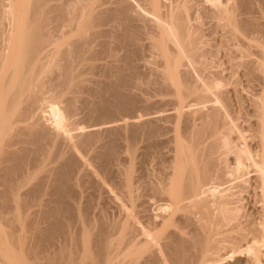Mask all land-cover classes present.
<instances>
[{"label":"bare ground","instance_id":"6f19581e","mask_svg":"<svg viewBox=\"0 0 264 264\" xmlns=\"http://www.w3.org/2000/svg\"><path fill=\"white\" fill-rule=\"evenodd\" d=\"M200 1L0 0V238L6 240L5 245L10 243L7 250L0 246V263L31 264L26 260L29 257L35 264H264V0H205L211 4L204 6L211 20L206 29L200 26L205 13L192 11ZM194 20L201 24L194 25ZM115 39L131 47L143 39L149 41L154 57L160 59L155 58L159 61L156 67L162 66L154 79L163 84L158 93L177 97L179 110L189 109L194 124L182 127L185 130L176 140L172 170L162 178L136 179L135 170L126 169L120 191L115 190L119 192L116 219L113 215L110 222L104 217L88 219L85 209L90 213L92 207L88 206L93 205H86L88 209L82 206L85 216L78 200V212L83 215L79 218L76 213L75 217L82 219L77 224L83 223V231L79 226L74 235L70 232L73 221L76 225L74 214L67 220L73 227L64 226L66 219L64 223L51 222L55 217L46 216L51 228H45V235L37 229L43 238H37L35 232L40 245L30 237L33 224H27L31 232L24 226L30 232L25 239L34 242L28 243L30 238L22 239L24 235L14 227L18 221L27 223L25 212L36 205L34 200L42 191L41 182L24 190L29 176L46 168L49 173L45 178L53 176L59 198L74 183L69 178L79 161L77 155L62 158L60 150H55V138H74L76 134L57 98L46 97L50 93L46 94V86H50L46 84L53 76L49 81V75H43L60 66L63 77L57 72L58 84L70 88L77 83L73 82L75 62L95 54L91 52L96 45H102L98 51L104 46V56L111 58L108 47ZM220 48H225V53L227 49L224 56L228 59L218 64ZM120 74L110 90L124 99L122 88L130 85L133 74ZM131 100L124 101L123 109L133 105ZM75 146L74 142L72 147L78 152ZM54 162L59 164L58 170L48 168ZM58 198L54 197L57 204ZM10 213L14 217L8 219ZM7 226L11 232L4 229ZM81 231L84 242L80 245ZM58 233L62 240L53 245ZM18 239L32 246L22 250V245L15 243Z\"/></svg>","mask_w":264,"mask_h":264},{"label":"rangeland","instance_id":"374dc122","mask_svg":"<svg viewBox=\"0 0 264 264\" xmlns=\"http://www.w3.org/2000/svg\"><path fill=\"white\" fill-rule=\"evenodd\" d=\"M203 1H205V0H203ZM200 2H201V4H199V5L202 6V7H200L199 5L196 4L197 6L195 5V7L197 8L199 6V8L196 9L194 7L192 9V11L194 12L196 10L194 12V14L196 12L198 14V11H199L198 9H200V11L202 13L201 15H203L205 13L206 14V18H204L205 14L201 18L203 25H200L201 22H200V24H198L199 22L195 21V20L192 21V22L194 23V25L198 24V26L200 25L202 28L204 27L203 29H206V27H208V25L210 26V24H211V23L209 24V22H211V20H210V18L207 15V12H208L207 10L208 9H206V8L208 6L211 7L210 6L211 4L210 3L208 4V2H206V1L203 4L202 0ZM204 6H206V8ZM204 9H206V11ZM197 14L195 16H197ZM203 21L205 23H203ZM146 23H148V22L146 21ZM206 23H208V24H206ZM108 37L109 36H107L105 38L107 39ZM105 38H102V39H105ZM108 40H109V38H108ZM138 43H140V44H138ZM138 43H135V44L132 43V47H133L132 48L131 46H129L130 43L128 44V43H126V41L124 42L122 40L115 39V42H112V47H108L109 48L108 50L109 51L111 50V52H109L107 50V52L110 53V54L107 53V55L109 54L108 56H111V58L110 57L106 58V56H104V54H105V53H103V49L105 48L104 46H103L102 49H100V51H98V48H101L102 45H100L101 46L100 47L99 45H96L97 43H93V45H96L97 49L92 47L94 49L93 52H91V51H89V52H91V54L95 53V52L96 53L93 54V55L89 54L88 57L90 56L89 58L91 59L92 56H93L92 59H94V57L96 56L97 58L95 57L94 60H90L88 57H86V59L88 58L89 60H86V59L85 60H81V61L78 62V64H77V62H75V64L77 66L74 64L75 65V69H73L72 71L74 72L73 73L74 74V79L75 78L76 79L75 80L73 79V82L76 81L77 83H74L73 84L74 86L72 85L71 87L72 88L75 87V89H77V90L73 89L74 91L73 90L71 91V89H72L71 87L70 88L66 87V86L60 87V84H58V82L60 83V81L58 80V78H56V74L58 75V73L61 71L59 69L60 66H58V69H56L57 67H55V70H56V71L54 70L55 72L52 71L53 70L52 69L51 70L52 73H50L49 72L50 69H49L48 72L50 74L49 73L47 74V72H46L43 75V77L47 75V78H48V75H49V78L46 79V80L50 81V80L54 79L50 83L47 81L48 84H46V85H50V86H48L50 89L46 86V88H47L46 89V94H48L49 91H50V93L46 97L49 98V96L51 95L50 98H54V97L57 98L56 101L58 102V104L61 103L59 105L64 107L63 109H64L65 112H68L67 113L68 114L67 117L69 118L68 122H69L70 126L73 127L72 129H73V131L76 134V136L74 135L75 137L73 136L74 138H71V137L70 138H66V139H64L63 137L55 138V140H56L55 141V145L57 146V147L55 146V148H56L55 150H57V151L60 150L59 153L61 152L62 154L61 153L60 154L64 156V157L61 156L62 158H65L66 156L69 157V156H72V155L73 156L77 155V157H78L77 160H79V161L75 162L76 165H77V168L74 165L73 167H75V168L72 167L74 169V171L71 170V174H73V176H70L72 178H69V179H71L72 183L73 182L74 183L72 184L73 185L72 186L71 185V181L69 180L70 184H68V185H71V187L68 186V188L70 190L68 191L69 193L68 192L67 193L70 194V195H68L66 193L65 194L66 196L65 195L64 196H60L59 197L60 199L58 198L59 194H57L55 192V189H54L55 188L54 187L55 184L53 185V183H52L54 180L51 181V179H53L52 178L53 176L51 177V175H49L51 177L50 179H48L49 178L48 176L45 178V175H48V173H49V172H47V174H46V171H47L46 168L44 169L45 171H42V172L38 171V170H36V171L33 170L35 172H38V173L41 172V173H39V174L36 173L37 175H35V177L31 174L32 177L29 176L30 179L28 178L27 185L25 186L24 190H28V189H30V188H32L34 186H38L39 185L38 183L41 182L40 183L41 186H42L41 190L43 191V193H42V191L38 192V194L41 192L40 193L41 197L38 196L37 193H36V195L38 196V198L36 197L35 200H34L36 202V205L35 206L33 205L28 211L25 212V213H27L29 215V217H27V219H26L27 223H25L26 221L24 220V221H21V222L18 221L19 223H22V224H19L15 220V222H16L15 224L18 227H21L22 225H23V227L25 225L27 227V224L28 225L29 224H31V225L33 224L32 227L29 226L32 230L34 229V232L31 233L30 237L31 238L33 237L32 238L33 240L36 239L35 242H37L38 244L40 242V239H39V242H38L37 238L40 237V235H42V234L45 235L44 232L47 231V229H45V228H49V229L51 228V227H49L50 225L49 226L47 225V223L49 224L51 222H56V221L57 222L61 221L60 223H64L66 221V224L65 225L63 224L64 226H66L67 223L70 222V221L67 222V220H70L71 217L73 218V216L75 217V215H77V214H79L80 217L79 216L78 217L81 218V216L83 214L81 213L82 214L81 215L80 211L83 212V209H85V208L88 209V207L89 208L92 207L91 209H89V210H92V211H90V213H88L87 212L88 210L85 209V211H86L85 213L87 214V218L90 216V218H88V219H92V218L96 219V218H98L100 220L101 217L102 218L104 217V219L107 220L108 222L113 221L114 220L113 217H115V219H116V217H117V212H116L117 211V203L116 202H117L118 199L116 200L115 197H116V195L119 194V192L117 193L116 191L121 189V183L124 182L123 179H125L124 177L126 176L125 174H126V169L127 168L130 167L133 170H135L133 172H134V176L136 175L135 176L136 179L145 177V178H151V179L158 180L159 178H162L167 173V171L170 172L171 167H173V161H174L173 158H175V152L174 151H175L177 137H178L180 131H182L186 126L191 125V123L193 122L192 121L193 114H192V116L189 115V113H190L189 109H184V110H181V111L179 110L181 107L178 108L180 106V102H179L177 97L175 98L174 96H171V95H167V96L164 95L163 96L162 94L160 95V93H158L157 89L160 87L161 83H159V84L156 83L154 79L157 78L158 71L160 72L162 70V68H161L162 66L156 67L157 64L155 63V62L158 61L156 59H159V56H158V58H156V56L154 57L155 52L151 51V48L149 47V41L147 39H143L141 41H138ZM120 44H122L121 47H120ZM224 49L225 48H220L219 52H221V51L222 52L224 51V52L223 53L222 52L219 53L222 58L218 55V59L221 58L222 60L220 61V60L216 59V60H218V62H217L218 64H219V62L220 63L221 62H225V60L228 59V58H226L228 56H224V55H227L228 51L226 49V53H225ZM97 51H98L99 54L97 53ZM133 51H135V52H133ZM101 52H102V54H101ZM100 54L103 55V56H100ZM112 55H114V56H112ZM127 58H129V59H127ZM130 59H131V63L132 64L126 62L127 60H128V62H130ZM159 61H160V59H159ZM87 62H89V63H87ZM130 66H132L133 69ZM157 68H161V69H157ZM78 71H80L81 73L78 72ZM110 71H111V73H110ZM115 71L117 73H113ZM129 71L131 73H129ZM77 72L79 73V75H78ZM120 72L123 74V76H124V74H125V76L126 75L130 76V74L131 75L133 74L132 76H130V79H131L130 80L131 81L130 85L125 86V88H122V89H124V91H122V94L124 95L126 93L125 94L126 98H124V99H121L119 96H114L115 94L114 95L112 94L113 87H114L112 85L115 84L116 82H114V81H116V79H118L119 76H121ZM134 72H136V74H134ZM138 72H139V74H138ZM112 73L115 76L117 75L118 77H113L114 75H112ZM136 75H138L137 80L135 78ZM51 76H53V77H51ZM75 76H77V77H75ZM50 77L52 79H50ZM60 77H63V76L61 75ZM99 79H100V81H99ZM60 80H61V78H60ZM153 81H154V84H153ZM53 83H55V85L58 84L59 86L58 85L55 86V85H53ZM132 84L133 85L136 84L137 86L134 85V87H133ZM161 86H163V84H161ZM84 90H85V92H84ZM125 95H124V97H125ZM112 96H113V98H112ZM85 97H86V99H85ZM128 98H130V100L132 99L131 100V102H132L131 104H133V105H130V104H129L130 106L127 105V107L128 106L129 107L128 108L124 107V109H125V111H124L122 105H123L124 101H125V103H129L128 102L129 100L126 102V99H128ZM124 105H126V104H124ZM176 107H177V109H176ZM90 115H91V118H90ZM122 115H124V116H122ZM139 116L140 117L142 116V117L140 118ZM83 118H84V120H83ZM197 123H199V121H197ZM193 124L194 123H192V125ZM82 126L83 127L85 126V129ZM77 127H79V130L81 128H83L84 130L81 129L80 131H78ZM182 127H184V128H182ZM73 131H72V134H74ZM86 134H88V135L85 136ZM80 136H82V137H80ZM61 139H63V140H61ZM70 139H72V140H70ZM74 142H75V145L78 146V147L75 146V147H77L78 152H75L73 147H72V145H74ZM58 143H59V145H58ZM83 144H85V145H83ZM127 144H129V145H127ZM99 145H101L102 147L99 146ZM129 148H130L131 151L129 150ZM62 150L64 152H62ZM112 150H113V152H112ZM73 151L75 153H73ZM130 152H132V153H130ZM76 153H78V154H76ZM145 153H146V155L147 154L148 155L146 156ZM61 157H60V160L58 159L59 162L62 161ZM69 158H67V159H69ZM74 158L76 159V157H74ZM153 158H156V159H153ZM101 160H103V161H101ZM51 166H52V168H50V166L48 167L50 170H52V169L54 170V168H56V166L58 168L60 167L58 163H55V164L51 163ZM49 169H48V171H49ZM56 170H58V169L56 168ZM99 173H100V175H99ZM81 174H83V175H81ZM122 174H123V176H122ZM39 175H41V176L38 177ZM45 179H46V182H45ZM47 181L48 182L50 181V182L48 183ZM43 182H45V184ZM122 185H123V183H122ZM115 187H116V189H115ZM52 189L54 191H52ZM50 190H51V192H49ZM50 193H51V195H49ZM53 195H55V196H53ZM51 196L53 198H51ZM70 196L73 197V198H71ZM48 197L50 199H48ZM54 197H55L56 200L58 198V204H57V201L54 199ZM75 197H77L76 198L77 200H74ZM62 198H64V199L62 200ZM41 200H42V203H41ZM46 200H47V202H46ZM78 200H79V202H80L79 204L81 206L80 209H82V210H80L78 208L79 204L76 203V201H78ZM115 200H116V202H115ZM39 202H40V204H39ZM61 202H62V204H61ZM46 203H48V204H46ZM90 204L93 205V206H88V207L86 206V205H90ZM55 206H56V208H55ZM82 206L83 207L85 206V208H82ZM35 207H36V209H35ZM154 208H155V205H154V207L152 206L151 209L154 210ZM53 209L55 211L56 210L57 211L55 212ZM62 210L65 211L64 214H63ZM78 210H80V211L78 212ZM51 212H52V214H49ZM53 212H54V215H55V213H57V214L55 216H53ZM45 213H47V214L45 215ZM85 213H84V215H85ZM27 214H26V216H27ZM43 215H45V216H43ZM112 215H113V217H112ZM8 216L10 218H12L11 216H13V215H11V213L9 215H6V217L9 219ZM46 216L47 217H51L52 220H53L54 217H55V219L50 222V220H48V218ZM69 216H71V217H69ZM43 217H44V219H43ZM62 217H64V219ZM78 217H77V220L81 221L82 219H79ZM74 219L76 220V217ZM111 219H113V220H111ZM45 220L47 221V223L45 222ZM77 220H76V225H75L74 221L73 222L71 221L72 225H74V227L71 226V223H69L67 225V226L70 225V227H73L74 230L72 228L70 229L68 227L71 230L70 231L71 233L75 232V227H76V229L78 227V229H77L78 231H79V228H80L79 226H81V230L82 231L84 229V228H82V226H83V223H81L82 221L80 222L82 225H80L79 223L77 224V222H78ZM105 220H103V221L105 222ZM30 221H32L33 223H28ZM108 222H107V225H109ZM10 224H12V221H11ZM10 224H8V225H10ZM14 225H13V227H14ZM17 226L14 227V228H16V231L20 235L21 234L24 235L23 236L24 238H23L22 236H19L18 234H16V235L19 236V238L22 237V239H25L27 236H29V234L31 232L29 227H27V230H30V232L28 233L27 230H26V227H24V229H22V227L18 228ZM33 226L37 227V228L35 229V228H33ZM4 229H7L8 230L7 232H9V231L11 232V228L10 227L4 228ZM37 229H38V231L40 230L39 231V233L41 232L40 235H39V233L36 232ZM69 229H68V231H69ZM19 230L21 231V233H20ZM22 230H24V231L22 232ZM25 230H26V232H25ZM61 231H63V227H62ZM82 231L80 232V234H81L80 236H82ZM14 232H15V229H14ZM17 232H15V233H17ZM35 232H36V234H38L37 238H35L36 237ZM48 232L46 234H48ZM76 233H75V235H77ZM32 234H33V236H32ZM58 234H60V233H58ZM72 234L74 235V233H72ZM57 236L54 237V238H57V239H53L52 238L53 241H51L52 239L49 240L52 243L55 242V243H53V245L59 244L60 243V239L62 240V238H60L62 236V233L58 237ZM30 237H28V238H30ZM83 237L84 236H82L80 238V240H79V237L77 236L79 241L82 240V242H78V243H80V245L83 244V242H84ZM31 238H30V240L28 239L29 241L27 239H25V240H27L28 243H30L31 240H32ZM40 238H43V237H40ZM5 241H6L5 239H1L0 238V246L3 249L6 248L5 250H7V249L10 248V246H8V244L10 245V243H6L7 245H5ZM24 241L21 244V242L19 243V239H18V242L15 241V243L16 244L19 243L20 245H22V246H20L21 247L20 249H22V250H26L28 248V245L32 246L30 244H27L26 243L27 241H25V242ZM49 241H47V242L49 243ZM31 243H34V242H31ZM41 245H44V244L42 243ZM50 245L47 246V248H50V251H51L52 250V247H51L52 245L51 246ZM24 247L26 249H24ZM27 257L23 256L24 259L27 258ZM28 258L26 260L28 262H31V264H32L34 260L28 259ZM12 262H13V264L14 263L16 264V261L12 260L11 263ZM24 262L25 261H23V263L18 262L17 264H24ZM34 262H36V260ZM33 264H35V263H33Z\"/></svg>","mask_w":264,"mask_h":264}]
</instances>
